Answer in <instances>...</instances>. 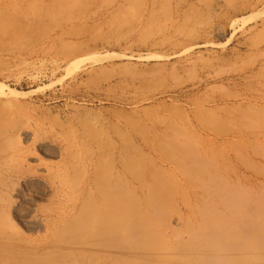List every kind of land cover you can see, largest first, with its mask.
Masks as SVG:
<instances>
[{
	"label": "rangeland",
	"instance_id": "rangeland-1",
	"mask_svg": "<svg viewBox=\"0 0 264 264\" xmlns=\"http://www.w3.org/2000/svg\"><path fill=\"white\" fill-rule=\"evenodd\" d=\"M147 1L0 0V264H106L118 191L127 264H264V0Z\"/></svg>",
	"mask_w": 264,
	"mask_h": 264
},
{
	"label": "bare ground",
	"instance_id": "bare-ground-1",
	"mask_svg": "<svg viewBox=\"0 0 264 264\" xmlns=\"http://www.w3.org/2000/svg\"><path fill=\"white\" fill-rule=\"evenodd\" d=\"M158 1L159 0L147 1L146 6L149 4L147 8L149 9L151 5L153 11ZM185 151L188 152L190 150L185 149ZM188 172L190 174L192 173L191 170H188ZM109 197L110 200L108 202L110 206L107 207L102 214L101 225L98 227L95 239L96 242L104 248L106 264H127V261L130 260L129 244L132 238L129 222L131 223L134 221L136 215H132L130 206H126L124 203L125 194L123 192H112ZM117 199L120 201L119 206L115 204V200ZM113 208H116L117 211ZM140 210H138V217ZM116 225H118V227ZM136 232L137 230H135L133 234Z\"/></svg>",
	"mask_w": 264,
	"mask_h": 264
}]
</instances>
